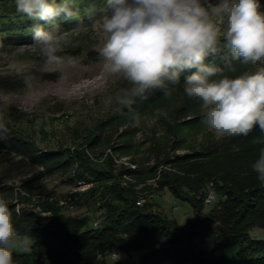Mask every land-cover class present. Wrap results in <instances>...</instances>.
Returning a JSON list of instances; mask_svg holds the SVG:
<instances>
[{
    "label": "rangeland",
    "instance_id": "obj_1",
    "mask_svg": "<svg viewBox=\"0 0 264 264\" xmlns=\"http://www.w3.org/2000/svg\"><path fill=\"white\" fill-rule=\"evenodd\" d=\"M264 5V0H261ZM65 51H75V64L59 71L45 67L37 47L33 44L0 46V86L2 83L22 82L14 90L0 88V116L13 130L25 132L36 150L46 153L65 150L72 164L47 172V168L32 165L12 153L0 154V198L8 201H28L30 205L53 204L67 215L89 217L90 224L99 225L104 210L102 193L113 180L97 181L95 171L113 173L138 192L139 199L151 202L156 211L179 226L194 216L192 206L174 196L169 189L157 191L151 174L133 175V170H145L169 155L183 156L203 150L213 142H220L204 125L201 106L187 113L181 109L187 100L183 87L164 95L144 111L118 109L109 97L118 88V79H108L101 61L88 57L89 51L98 52L100 35L90 23L79 32L71 31ZM12 61L20 62L23 73L8 70ZM139 126H134L136 119ZM174 146L178 148L174 151ZM73 157V158H72ZM129 171V172H127ZM123 172V175H119ZM84 174L83 180L76 178ZM79 184H84L79 186ZM220 194L212 185L207 191ZM144 202V203H145ZM213 204L205 206L209 211ZM26 206V205H25ZM28 206V205H27ZM26 206V207H27ZM37 211L40 207L36 208ZM48 213H41L46 223ZM217 226L196 237L200 250L210 253L217 241ZM253 239H264V229L249 231ZM238 248L226 250L229 257ZM13 252L22 254L18 249ZM99 258L96 264H137L139 252L120 253L117 259ZM37 264H44L39 258ZM161 264H171L163 261Z\"/></svg>",
    "mask_w": 264,
    "mask_h": 264
},
{
    "label": "trees",
    "instance_id": "obj_2",
    "mask_svg": "<svg viewBox=\"0 0 264 264\" xmlns=\"http://www.w3.org/2000/svg\"><path fill=\"white\" fill-rule=\"evenodd\" d=\"M59 3L60 0H57ZM81 9L80 20L85 26L90 23L83 10L90 4L100 5L103 0H75ZM36 21L17 13L15 0H0V46H20L33 44L32 25ZM76 20L60 18L55 25H45L46 29L57 28L71 32L77 26ZM75 51H64L72 56ZM225 52L206 58V64L223 66ZM88 57L101 61L98 52L89 51ZM237 76L249 66L235 65ZM194 70L181 74V82L170 86V92L183 87V79ZM22 82L2 83L0 88L14 90ZM127 86L119 81L118 88ZM160 90H152L146 99H137L132 110L144 111L162 98ZM201 106L197 99L187 98L181 109L190 113ZM6 125V124H5ZM0 133V154L12 153L28 160L32 165L47 168L51 173L72 164L66 151L59 149L46 153L35 149L29 135L13 130ZM264 141V132L257 125L248 136L226 137L213 142L201 151L183 156L167 154L153 167L145 170L127 171L129 174H151L157 191L169 189L177 198L191 204L194 216L185 225L179 226L156 211L151 202L140 201L138 192L131 183L126 185L113 173L95 171L97 181L112 179L101 195L104 210L99 225L90 224L89 217H76L64 214L53 204L30 205L28 201H8L13 213L17 232L32 238L30 253L13 252L14 264H96L104 259L109 250L130 254L139 252L137 264H264V239H253L249 231L254 227L264 229V184L257 179L251 165L258 159L259 142ZM178 146H174V151ZM73 158V157H72ZM123 175V172L119 174ZM84 174L76 178L84 179ZM213 184L220 194V200L209 211L205 210L207 186ZM11 187H0V192ZM145 202V203H144ZM27 207H26V206ZM40 207L37 211L36 208ZM41 213H48L44 223ZM217 226V241L214 249L206 253L199 249L195 238ZM238 248L234 257L226 250Z\"/></svg>",
    "mask_w": 264,
    "mask_h": 264
},
{
    "label": "clouds",
    "instance_id": "obj_3",
    "mask_svg": "<svg viewBox=\"0 0 264 264\" xmlns=\"http://www.w3.org/2000/svg\"><path fill=\"white\" fill-rule=\"evenodd\" d=\"M16 11L36 21L33 46L45 67L59 71L75 64L63 55L69 33L55 25L60 18L84 25L75 0H15ZM83 15L95 27L102 43L97 49L108 79L127 86L117 88L109 102L132 110L137 99L152 90L164 94L183 79L187 97L201 102L206 128L217 138L248 136L258 125L264 132V5L261 0H103L90 4ZM225 52L223 66L206 64L207 57ZM236 63L249 66L237 76ZM8 70L22 74L20 62ZM137 118L134 126H139ZM8 131L0 116V133ZM264 145V141L259 142ZM264 184V146L251 165ZM32 238L21 236L8 202L0 198V264H14L12 249L32 250Z\"/></svg>",
    "mask_w": 264,
    "mask_h": 264
},
{
    "label": "built area",
    "instance_id": "obj_4",
    "mask_svg": "<svg viewBox=\"0 0 264 264\" xmlns=\"http://www.w3.org/2000/svg\"><path fill=\"white\" fill-rule=\"evenodd\" d=\"M84 184H79V186H82ZM212 185V184H210ZM145 199H140V201H143ZM214 202H216V197H215V193L211 190L208 192V194L206 195L205 198V204H213ZM119 252L118 250H112L110 253V256L112 259H117L119 257Z\"/></svg>",
    "mask_w": 264,
    "mask_h": 264
},
{
    "label": "bare ground",
    "instance_id": "obj_5",
    "mask_svg": "<svg viewBox=\"0 0 264 264\" xmlns=\"http://www.w3.org/2000/svg\"><path fill=\"white\" fill-rule=\"evenodd\" d=\"M46 222H47V220H46Z\"/></svg>",
    "mask_w": 264,
    "mask_h": 264
}]
</instances>
